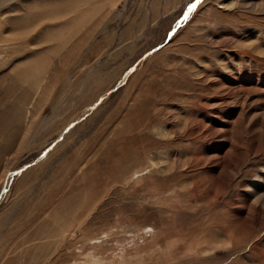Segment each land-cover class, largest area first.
<instances>
[{
	"label": "rangeland",
	"instance_id": "374dc122",
	"mask_svg": "<svg viewBox=\"0 0 264 264\" xmlns=\"http://www.w3.org/2000/svg\"><path fill=\"white\" fill-rule=\"evenodd\" d=\"M0 264H264V0H0Z\"/></svg>",
	"mask_w": 264,
	"mask_h": 264
},
{
	"label": "snow or ice",
	"instance_id": "6c2138e0",
	"mask_svg": "<svg viewBox=\"0 0 264 264\" xmlns=\"http://www.w3.org/2000/svg\"><path fill=\"white\" fill-rule=\"evenodd\" d=\"M199 2H200V0H197V3H199ZM195 7H196L195 4L190 5V7H189V11H192Z\"/></svg>",
	"mask_w": 264,
	"mask_h": 264
}]
</instances>
